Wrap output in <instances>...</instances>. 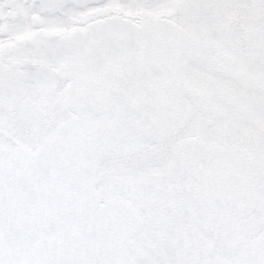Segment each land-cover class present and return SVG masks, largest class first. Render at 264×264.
<instances>
[{
    "label": "snow or ice",
    "instance_id": "obj_1",
    "mask_svg": "<svg viewBox=\"0 0 264 264\" xmlns=\"http://www.w3.org/2000/svg\"><path fill=\"white\" fill-rule=\"evenodd\" d=\"M0 264H264V0H0Z\"/></svg>",
    "mask_w": 264,
    "mask_h": 264
}]
</instances>
